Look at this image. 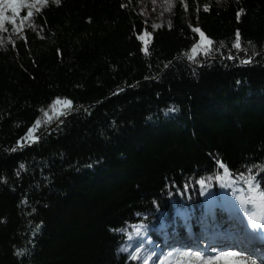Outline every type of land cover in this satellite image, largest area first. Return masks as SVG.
Here are the masks:
<instances>
[{
  "label": "trees",
  "instance_id": "obj_1",
  "mask_svg": "<svg viewBox=\"0 0 264 264\" xmlns=\"http://www.w3.org/2000/svg\"><path fill=\"white\" fill-rule=\"evenodd\" d=\"M142 2H50L0 44V264H140L132 224L264 208V0H180L158 29Z\"/></svg>",
  "mask_w": 264,
  "mask_h": 264
},
{
  "label": "snow or ice",
  "instance_id": "obj_2",
  "mask_svg": "<svg viewBox=\"0 0 264 264\" xmlns=\"http://www.w3.org/2000/svg\"><path fill=\"white\" fill-rule=\"evenodd\" d=\"M39 2V0H37ZM46 4V0H43ZM56 4L59 5L60 0H55ZM42 11L43 9H37L36 3L30 2V0H0V29H4L6 24H11L14 30L22 27L27 20H31L33 17V10ZM26 13L22 15V12ZM194 32L198 34V38L192 44L190 52L191 55L188 56L189 60H195L196 57L202 56L209 63L213 59L212 56V45L214 41L206 35V33L199 27L194 28ZM152 38V34L148 31H144L143 34L138 35V39L142 42L143 52L148 53V43ZM237 49L240 48L239 42L235 44ZM223 58V57H222ZM227 59H234V57L229 54ZM251 60L248 59L244 63H250ZM72 101L68 99L56 98L54 104L52 105L53 110L57 109V106L60 107L58 115L63 114L64 107L70 108ZM178 109L175 106H171L166 110V113L176 112ZM40 121H35L32 128L28 130V135L34 131V129L39 126ZM26 135L25 139H28ZM39 137H32V140H38ZM222 166V161H221ZM21 168L24 165H20ZM228 174V171L225 169V175ZM237 175H243V173H237ZM218 180H222V177H217ZM197 183L201 186L200 191H204L207 187L206 180L200 178ZM248 183L252 185V180L249 179ZM189 185L185 183L184 187L187 189ZM137 215H140L139 213ZM264 225L253 222L251 227L252 229L260 228ZM133 232H135L136 237L141 241L138 247L134 248V252L131 255L132 260L140 259L139 253L141 251H146L147 255L143 258V264H150L152 257L156 256L155 251L159 245L155 244L151 237L146 236L148 228L143 223L132 224L131 225ZM127 239L131 241L133 236L131 233L127 234ZM264 244V239H258L257 234H253L251 238L247 240L248 244L253 243ZM179 241H176V244H179ZM145 245L148 248H145ZM253 255L256 253L257 249H253ZM247 248H242L237 250L231 245L224 247L208 245L204 246L199 242L195 244H181L179 248L175 244L169 246L166 250H162L157 257L156 264H256V260L253 259V255L246 254Z\"/></svg>",
  "mask_w": 264,
  "mask_h": 264
},
{
  "label": "rangeland",
  "instance_id": "obj_3",
  "mask_svg": "<svg viewBox=\"0 0 264 264\" xmlns=\"http://www.w3.org/2000/svg\"><path fill=\"white\" fill-rule=\"evenodd\" d=\"M179 1L180 0H143L142 5H143L144 12L146 13V16L149 18L153 29H158L163 26H169L171 24V18L173 16L175 6ZM30 2L36 3L37 9L45 7L50 2L56 3L55 0H46V4L43 2V0H39V2H37V0H30ZM36 12L37 11L34 9L32 19L27 20L25 24L22 27L18 28L17 30H14L11 24H6L4 29H0V44L8 40V38L14 39V38H19L21 36H24L25 31L30 29V27L32 26V22L34 20ZM25 13H26V10L25 12H22V15ZM60 107L61 106H57V109H58L57 111H59ZM248 202L254 205L255 210H256L254 216L251 218L253 220L252 223L255 222V223L264 225V210L257 204L253 195L249 196ZM259 229L264 230V226L260 227ZM160 230L161 228L158 229V231ZM150 231L151 230L148 228V231L146 232V234H149ZM139 245L133 246V248L130 249V251L134 252V248L138 247ZM145 248H148V246L145 245ZM156 251H157V248H156ZM146 255H147L146 251H141L139 253L140 260H141L140 264H143V258ZM157 256H158V253L156 256L152 257L150 264H156L157 259H155V257ZM253 257L260 258L259 256H253Z\"/></svg>",
  "mask_w": 264,
  "mask_h": 264
},
{
  "label": "water",
  "instance_id": "obj_4",
  "mask_svg": "<svg viewBox=\"0 0 264 264\" xmlns=\"http://www.w3.org/2000/svg\"><path fill=\"white\" fill-rule=\"evenodd\" d=\"M258 54H260V52H259ZM258 54H257V55H258ZM247 55L249 56V52H248V51H247ZM222 59H223V58H221V60H222ZM246 59H247V58H246ZM232 60H233V59H232ZM252 61H253V59H251V62H252ZM243 63H244V61H243ZM244 64H248V63H244ZM66 118H68V117H64V118H62L61 120H59L54 126H52V128L55 127L56 125H58L61 121H63V120L66 119ZM52 128H50V129H49L48 131H46L42 136H40L39 139H41L42 137H44V136H45V135H46V134H47ZM39 139H38V140H39ZM26 146H28V145H26ZM26 146H25V147H26ZM19 148H20V147H19Z\"/></svg>",
  "mask_w": 264,
  "mask_h": 264
},
{
  "label": "bare ground",
  "instance_id": "obj_5",
  "mask_svg": "<svg viewBox=\"0 0 264 264\" xmlns=\"http://www.w3.org/2000/svg\"><path fill=\"white\" fill-rule=\"evenodd\" d=\"M254 233H255V232L252 233V236H253ZM247 254H249V253H247ZM253 259L256 260V264H264L263 260L260 259V258H255V257H253Z\"/></svg>",
  "mask_w": 264,
  "mask_h": 264
}]
</instances>
